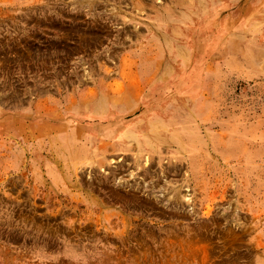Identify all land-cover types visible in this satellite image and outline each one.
Here are the masks:
<instances>
[{"label": "rangeland", "instance_id": "rangeland-1", "mask_svg": "<svg viewBox=\"0 0 264 264\" xmlns=\"http://www.w3.org/2000/svg\"><path fill=\"white\" fill-rule=\"evenodd\" d=\"M181 1L0 0V264H264V31L238 32V0H215L186 24L187 63L168 69L146 25L188 12ZM153 56L162 68L145 73ZM124 81L126 120L162 94L193 133L151 173L31 128L60 95Z\"/></svg>", "mask_w": 264, "mask_h": 264}, {"label": "bare ground", "instance_id": "bare-ground-1", "mask_svg": "<svg viewBox=\"0 0 264 264\" xmlns=\"http://www.w3.org/2000/svg\"><path fill=\"white\" fill-rule=\"evenodd\" d=\"M184 3L185 8H189V11L185 12L184 9H180L182 13H178L176 19L173 16V10L175 8H169L166 13L160 12L159 19L161 21L156 20L153 23L151 21L150 24L146 25L150 38L156 41L158 37H162V45L159 51L161 54L164 51L168 52V57H166L168 61L165 65L168 69L172 68V64L178 68L187 63L188 52H185V50L190 49V43L188 42L190 37L186 29V24L192 23L193 18H202L201 16L212 10L214 5L211 3L215 4L216 1H181V5H184ZM208 5H211L212 8L210 9ZM118 10L120 9L118 8ZM237 12L241 18V23L236 27L238 32L242 31L244 33L251 32L252 34H256L259 29H263L264 31V0H238ZM129 20L134 21V18L130 16ZM101 21L112 24L111 18H102ZM171 21L174 24L170 25L169 28L168 24ZM177 24L182 25L177 26ZM73 26L72 29L74 28L75 31L79 30V27ZM166 27H168L169 31H167ZM48 38L53 39L52 36H48ZM182 40H184V44L179 43ZM182 45V51H180ZM36 50L38 53L40 52L39 49ZM145 59L151 61V67H149V64H145L146 61L144 63L145 67L143 68L145 73H148V70L151 69L162 68L160 67L162 61L158 57H145ZM130 75L132 76V73ZM130 77L128 78L130 79ZM130 84L131 82L124 81L120 88L119 83H117L116 85H119L118 87L120 89L115 85L117 89L112 90L109 95H104L102 91L97 89L90 90V88V91L86 93L74 90L70 95L59 94L60 96L53 102L56 109H44L43 112H37L31 115H34V120L30 123L31 128L37 131L38 138L50 140L52 137L57 136L58 141L63 143L68 151H72V155H79L77 154L79 150L87 152L93 151L90 145H93L94 150L101 155L108 153L109 147L111 149L116 148L124 152H129L132 155L133 164L137 165L142 161L141 171L144 175L149 174L153 171L152 161L150 160L152 156L157 157L159 161L162 151L171 152V148L176 150V147L184 145L185 141H190L193 133L190 130H188L189 133L186 132L183 124H177L179 121L175 118V111L179 106L171 97L166 99L162 94H159L158 99H154L153 106L150 105L152 104L151 102H148V105L142 107L138 115L133 119L126 120L125 118L129 111V107L126 109V97ZM95 85H98V82H95ZM138 85H140V81L136 82L134 89ZM109 105H114L116 109L111 113H106L105 109ZM59 106H63V109L58 110ZM139 107L137 106L138 109ZM164 111L169 112V116L164 117ZM41 118L43 119L41 120ZM174 121L176 123H173ZM190 143H193V141L191 140ZM48 144L45 142L47 149ZM176 158L179 159L178 156ZM172 167L167 174H171L173 177L177 176L179 173L178 167L173 164ZM171 192L172 197H175L179 191H177V188H172ZM152 195L155 196L156 194L152 192Z\"/></svg>", "mask_w": 264, "mask_h": 264}]
</instances>
